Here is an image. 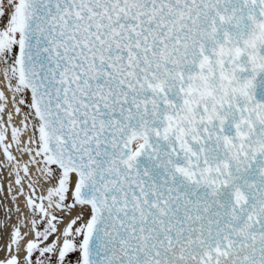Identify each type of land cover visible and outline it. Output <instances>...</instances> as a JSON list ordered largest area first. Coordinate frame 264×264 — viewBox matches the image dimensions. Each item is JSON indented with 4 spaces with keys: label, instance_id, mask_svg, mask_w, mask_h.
I'll list each match as a JSON object with an SVG mask.
<instances>
[{
    "label": "snow or ice",
    "instance_id": "6c2138e0",
    "mask_svg": "<svg viewBox=\"0 0 264 264\" xmlns=\"http://www.w3.org/2000/svg\"><path fill=\"white\" fill-rule=\"evenodd\" d=\"M0 173V264H264V0H0Z\"/></svg>",
    "mask_w": 264,
    "mask_h": 264
},
{
    "label": "bare ground",
    "instance_id": "6f19581e",
    "mask_svg": "<svg viewBox=\"0 0 264 264\" xmlns=\"http://www.w3.org/2000/svg\"><path fill=\"white\" fill-rule=\"evenodd\" d=\"M0 177H2V178H0V184H3V186L5 188V192L0 193V204H7L9 206H12L10 197L7 200L4 199V196L7 195V192H6L7 182L9 180H11L12 178L11 177H7L5 173H0ZM2 218H3V209L0 208V219H2ZM12 222H15V217H13V221Z\"/></svg>",
    "mask_w": 264,
    "mask_h": 264
}]
</instances>
